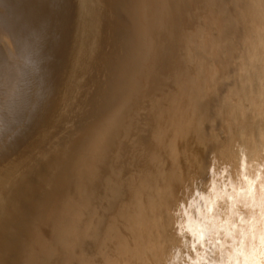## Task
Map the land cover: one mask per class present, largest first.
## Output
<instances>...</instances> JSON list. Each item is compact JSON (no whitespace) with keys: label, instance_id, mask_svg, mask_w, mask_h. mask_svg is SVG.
<instances>
[{"label":"bare ground","instance_id":"1","mask_svg":"<svg viewBox=\"0 0 264 264\" xmlns=\"http://www.w3.org/2000/svg\"><path fill=\"white\" fill-rule=\"evenodd\" d=\"M0 264H264V0H0Z\"/></svg>","mask_w":264,"mask_h":264}]
</instances>
